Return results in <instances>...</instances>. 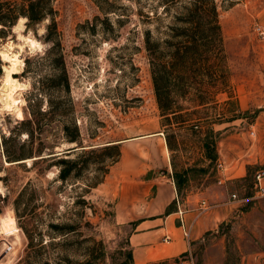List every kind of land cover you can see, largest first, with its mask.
<instances>
[{
  "label": "rangeland",
  "instance_id": "1",
  "mask_svg": "<svg viewBox=\"0 0 264 264\" xmlns=\"http://www.w3.org/2000/svg\"><path fill=\"white\" fill-rule=\"evenodd\" d=\"M51 1L57 22L52 41H48L49 19L34 28L25 24L19 33L13 32L18 23L0 33V49L7 51L5 46L13 43L16 47L11 54H19L23 62L13 75L20 86L13 95L17 100L8 107L2 88L4 66L9 64L0 58V264H121L127 252L133 251L129 236L135 225L118 224L114 219V192L120 180H139L149 168L156 171L155 176L163 170L171 174L189 169L191 180L181 192L186 197L193 182H217L218 160L223 162L218 154L220 142L244 132L258 118L264 121V0H215L229 80L212 87L205 79L202 94L208 103L203 107H196L199 94L195 90H186L185 97L184 92L174 90L178 113L169 126L157 103L145 33L151 30L154 40L166 41L175 16L191 0L172 4L169 13L164 11L163 0ZM29 39L39 48L26 44ZM53 42H60V48L54 50ZM25 118L35 123L33 136L24 132L30 125L17 132L18 122ZM194 126L198 129L193 130ZM77 130L81 141L71 143L69 138ZM10 134L17 137L11 146L24 145L32 158L6 162L2 140ZM167 135L175 145L173 152L168 149ZM206 135L216 142L217 159L212 164L202 147ZM109 143L119 144L121 150L115 164L111 158L115 150L92 155L82 151ZM159 144L168 149V160L162 166L155 164L148 151ZM39 152L44 157L79 160L76 169L85 161L90 166L62 181L58 175L63 165L32 167ZM248 169V177L232 181L229 193L235 192L232 199L256 202L252 219L261 220L264 197L257 195L255 186V169L261 167ZM103 178V183L86 191L87 184ZM52 224L61 229H53ZM240 225L232 220L220 224L226 250L224 257L213 250L214 264L241 263L238 235L244 228ZM256 231L254 227L251 234ZM215 236L208 233V240L192 250L193 258L181 256L179 264H204L205 245L216 240ZM248 239L246 250L257 246Z\"/></svg>",
  "mask_w": 264,
  "mask_h": 264
},
{
  "label": "crops",
  "instance_id": "2",
  "mask_svg": "<svg viewBox=\"0 0 264 264\" xmlns=\"http://www.w3.org/2000/svg\"><path fill=\"white\" fill-rule=\"evenodd\" d=\"M248 127L244 132H236L218 144V154L223 158L225 169L218 172L217 182L211 184L202 179L204 183L201 180L193 182L186 197L181 198L170 213H167L168 207L179 197L172 173L163 170L155 176L156 171L149 168L139 180H120L114 192V219L118 224L135 223L129 236L134 264H150L189 254V250H193L198 243L208 240L206 236L210 232L216 234V240L205 245L204 264H214L215 261L211 259L214 249L222 257L225 256L226 236L220 235L219 226L229 220L244 228L238 235L242 241L238 246L242 254L240 264H264V219H252L257 203L249 202V198L244 197L232 199L235 192L229 193L232 181L245 178L249 167L259 165L261 169H255L256 174L262 173L264 176V121L258 118ZM251 130L255 131L254 136ZM148 151L158 166H162L165 159L168 160V149L163 144ZM148 173L150 177L146 178ZM203 199L208 201L209 209L199 215ZM247 204L249 206L246 209L240 210L241 205ZM179 207L184 212V225L180 220ZM184 226L189 230V236L185 234ZM254 227L258 231L251 234ZM247 237L249 241L254 240L257 246L246 250L244 244Z\"/></svg>",
  "mask_w": 264,
  "mask_h": 264
},
{
  "label": "trees",
  "instance_id": "3",
  "mask_svg": "<svg viewBox=\"0 0 264 264\" xmlns=\"http://www.w3.org/2000/svg\"><path fill=\"white\" fill-rule=\"evenodd\" d=\"M179 2H182V0H163L164 11L169 13L172 4L176 5ZM181 10L182 12L175 16L173 23L169 26V35L163 43L153 39L151 30L145 33V48L149 57L155 95L162 116L168 122L166 126L170 125L171 118L177 116L178 113L177 107H175L177 99L174 95V90L184 92V97L186 90H195L199 94L195 101L196 107H203L208 103L202 94L206 86L205 79H208V82H210L208 86L215 87L218 85V82L227 83L230 77L218 6L215 0H191ZM54 13L55 9L51 0H22L20 3H10L0 0V33L6 29L11 30L21 18L27 19V28H34L46 19H49L51 22L48 25L47 32L48 41L50 42L52 41L51 35L57 33V22L53 17ZM53 48L54 50L60 48V42H53ZM2 73V63L0 61V76ZM33 123V119L31 118L23 119L17 124L19 125L17 132H23L21 127L30 125L31 129L24 130V132L27 133L28 137L33 136L36 128L35 123ZM192 128L193 130L198 129L197 126ZM66 131H69L68 127H66ZM79 136V131L77 130L76 135L69 138V141L71 143L80 142ZM16 138V135L10 134L2 140L3 156L7 163L21 162L33 157L32 155H26L23 148L24 145H21L18 149L11 146L13 142L17 141ZM166 142L168 149L173 152L175 145L172 138L168 135L166 136ZM80 147L84 148L83 146ZM202 147L205 158L212 164L217 159L216 142L209 135H206ZM111 150L116 151V154L111 156L113 160L112 164H115L121 157L119 144L109 143L102 148L82 151H84V155H92L99 151L108 152ZM42 154V152L38 153L37 157L39 159L33 163L32 167H35L38 163H47L46 169H51L55 166L61 167L63 165L64 167L62 166L59 169L58 175L62 181H67L71 177L80 175L82 171H85V168L90 166L85 161L81 169H76L79 160L64 159L61 158V155L44 157ZM46 169H43V171ZM202 170L206 173L208 172V169L205 167ZM107 172L106 170L105 173ZM150 173H148L146 178L150 177ZM171 176L176 184L179 197L178 200L170 204L167 213L172 212L178 205V202L183 198L181 195L182 189L185 183L190 181L189 169L183 171L175 170ZM103 180L104 178L87 184L86 191L88 192L91 188L98 186ZM132 224L135 225V223ZM52 228L61 229V226L52 224ZM181 260V257H177L150 264H179ZM46 264L60 263L47 262ZM67 264L73 263L69 262ZM121 264H134L132 250L127 252L126 260L121 262Z\"/></svg>",
  "mask_w": 264,
  "mask_h": 264
},
{
  "label": "clouds",
  "instance_id": "4",
  "mask_svg": "<svg viewBox=\"0 0 264 264\" xmlns=\"http://www.w3.org/2000/svg\"><path fill=\"white\" fill-rule=\"evenodd\" d=\"M26 23H27V19L26 18H21L18 21L17 26L13 28V32L14 33H19L21 31H23L24 30V25ZM41 34H43V30L41 31ZM30 35H31V33H30ZM18 39L24 40V37L18 36ZM9 40H10V38H9ZM26 44L31 45V47L33 49H38L39 48V45L37 43H35L33 40H31V39L27 40ZM5 47H6L7 51L6 52H0V58H2L3 61H6V62L10 61L11 64H12L11 70L5 69L6 73H8V77L5 79V83H8L9 80H10V74L17 71V64L22 65L23 62L18 59L19 54H16L15 56L10 55L12 53V49L14 47H16V45H14L13 43L9 42ZM21 52H23V48H21ZM12 83H16V82H12ZM17 86L20 87L19 85H17ZM17 102L20 103V101H17Z\"/></svg>",
  "mask_w": 264,
  "mask_h": 264
},
{
  "label": "built area",
  "instance_id": "5",
  "mask_svg": "<svg viewBox=\"0 0 264 264\" xmlns=\"http://www.w3.org/2000/svg\"><path fill=\"white\" fill-rule=\"evenodd\" d=\"M251 135L254 136L255 135V131H251ZM217 172H221L225 169V164L221 161H218V164H217ZM255 179H256V183H255V186H256V193L259 197H264V182H263V179H264V176L262 175V173H257L256 176H255ZM219 182H221V179H219ZM232 197L236 198V194H233ZM179 203V202H178ZM209 209V203L206 199H203L201 200L200 202V206H199V215L202 214L203 212L207 211ZM179 214H180V220H181V223L184 225V220H183V210L181 207H179V210H178ZM185 228V226H184ZM185 234L187 236H189V230L187 228H185ZM189 255H190V258L192 259V250L190 249L189 250Z\"/></svg>",
  "mask_w": 264,
  "mask_h": 264
},
{
  "label": "bare ground",
  "instance_id": "6",
  "mask_svg": "<svg viewBox=\"0 0 264 264\" xmlns=\"http://www.w3.org/2000/svg\"><path fill=\"white\" fill-rule=\"evenodd\" d=\"M20 35V34H19ZM22 41V40H21ZM23 43V42H22ZM5 50V49H4ZM4 50H2V49H0V52H6V50L4 51ZM10 55H12V56H15V54L13 55V54H10ZM21 55V54H20ZM2 59V58H1ZM18 59L21 61L22 59H20L19 57H18ZM2 61H3V59H2ZM3 62H5V63H7V64H9V66H4V79H3V88H2V91L3 92H5L6 94H7V96H5L6 97V99L8 100V102H10V104H8L7 103V105H8V107H11L15 102H16V100L13 98V95H14V92L16 91V89H18L19 87L17 86V85H19L18 84V81L14 78V74H16V73H19V66H21L20 64H17V71L16 72H13V73H11L10 74V80H9V82L8 83H5V79L8 77V73H6V71H5V69H9V70H11V68H12V64H11V62L9 61V62H6V61H3ZM12 82H16V83H12ZM21 85V84H20ZM1 90V89H0ZM10 97V98H9ZM15 98H16V96H15Z\"/></svg>",
  "mask_w": 264,
  "mask_h": 264
}]
</instances>
